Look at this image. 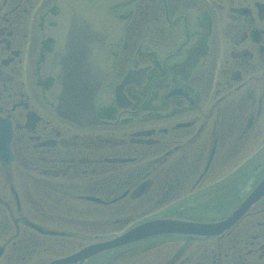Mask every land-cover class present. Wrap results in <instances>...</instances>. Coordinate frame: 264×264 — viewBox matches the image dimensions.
Returning a JSON list of instances; mask_svg holds the SVG:
<instances>
[{"label":"flooded vegetation","instance_id":"obj_1","mask_svg":"<svg viewBox=\"0 0 264 264\" xmlns=\"http://www.w3.org/2000/svg\"><path fill=\"white\" fill-rule=\"evenodd\" d=\"M55 2L0 0V264H49L70 255L65 244L80 247L85 216L93 213L102 217L90 221L97 230L107 218L113 230L95 241L136 219L171 215L194 175L190 189L201 190L229 153L264 131V0L120 4L112 14L127 24L110 49L113 79L97 111L113 119L126 78L135 109L127 122L87 127L59 118L43 99L51 81L40 79L37 65L53 49L43 27L52 26L47 15ZM210 186L195 201L209 197L216 189ZM41 196L54 211L44 209ZM24 201L34 203V218ZM257 207L251 217L264 215V200ZM248 219L216 238L218 259L209 262L203 251L201 264H264V220L259 233H250ZM186 247L165 264H176ZM149 249H124L119 259L131 264ZM179 264H192L191 256Z\"/></svg>","mask_w":264,"mask_h":264},{"label":"water","instance_id":"obj_2","mask_svg":"<svg viewBox=\"0 0 264 264\" xmlns=\"http://www.w3.org/2000/svg\"><path fill=\"white\" fill-rule=\"evenodd\" d=\"M109 1L111 0H59L60 13L53 19L56 27L47 31V35L56 41V47L44 72L56 81L46 97L62 117L74 122L90 123L95 119V97L111 74L109 65L99 61L102 57L101 48H95L89 38L93 34L90 29L104 33ZM94 19L99 20L95 22ZM98 40L99 38L95 41ZM263 196L264 180L222 222L196 223L176 218L153 220L133 228L112 243L88 247L58 264H84L92 256L152 236L212 238L233 226Z\"/></svg>","mask_w":264,"mask_h":264},{"label":"rangeland","instance_id":"obj_3","mask_svg":"<svg viewBox=\"0 0 264 264\" xmlns=\"http://www.w3.org/2000/svg\"><path fill=\"white\" fill-rule=\"evenodd\" d=\"M260 130L261 131L264 130V122L261 123ZM249 139L250 142L248 141L246 146L242 150H239L237 154L235 155L234 153L228 154V158H226L225 160L227 161V164L224 167H222V169L219 171V173L216 176L212 177L209 181H207L206 184L202 185L201 190H199V188L196 189L195 191H192L190 189V187H192V181H194L198 177V175H194V177L189 182L190 187H187V190H185L186 191L185 195L182 196L180 199L175 200L173 204L180 206L179 208L181 211L187 210L190 214L193 213L191 207L195 204L200 206L201 203L203 204L208 197L198 202L195 200L197 199V197L203 196V191H207L211 189L212 186L210 185L212 183L214 184L216 189L213 192L205 194L204 196L213 195V197H215V200L218 202V204H216L217 207H212L211 208L212 211L211 209H208V210H203L200 213L205 214L203 218H208V215L209 217L211 216L210 214H212L215 217L221 216L222 208H224L227 211L231 207V205L240 198V196L242 197L244 193H248V191L252 188L253 184L256 183V180L258 178L260 179L262 173L264 172V162H262L264 161L263 159L264 153L261 152V150H263L264 148V131H262L260 135H258L256 132L253 133ZM260 165L262 166L260 167ZM200 191H202V194L198 195ZM31 203L32 205H34L33 202ZM42 204L44 209L46 210L51 209L52 211H54V208L50 206V204L46 199H44V203ZM32 205L29 202L24 201V210H26V214L31 216L32 214L30 209L32 208ZM155 212L156 211H154V214ZM57 213L59 214L61 212H57ZM85 217H87L85 218L86 222L89 223H88V227L81 228L82 234H80V236L81 237L84 236L85 239L84 241L81 242L80 246L95 241L94 239L95 235H102V234L107 235L113 231L109 226L110 225L109 223L110 221H112V218L111 219L107 218L106 219L107 221L104 220L103 222H101L99 225L102 228L97 230L98 225L94 226L90 221L91 219L94 218H96L97 221H99L98 219H102V217H100V214L98 215L97 213L95 214L93 213L91 217L89 216H85ZM148 217H153V215H149ZM261 220H264V216H261ZM256 221L254 220V223ZM253 233H259V230L255 229ZM191 244L192 246H189V248L186 247L188 249L185 250V252L182 255V258L178 260L176 264H179L180 261L184 259L185 256L188 255H190L192 258V264H197L200 260L199 258L201 257L203 251L206 250L210 251L212 247L211 244L214 243H211L208 246H204L202 243H191ZM70 245L71 244L68 242L67 244H65V247L63 249L65 254L70 253L76 249L75 247V249L67 250L68 247L69 248L71 247ZM182 245H183L182 241L180 242L171 241L170 243H167L166 246L160 245L153 252L150 253L148 252L136 258L131 264H165V262L168 261V259L170 260L171 257L175 255L178 252V250L182 248ZM46 253L49 256H51L49 251ZM179 256H181V254ZM116 264H126V262L119 261Z\"/></svg>","mask_w":264,"mask_h":264}]
</instances>
